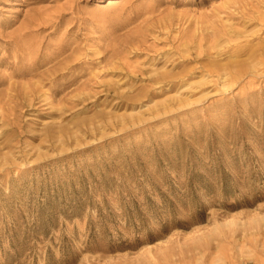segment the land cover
<instances>
[{
  "label": "rangeland",
  "instance_id": "obj_1",
  "mask_svg": "<svg viewBox=\"0 0 264 264\" xmlns=\"http://www.w3.org/2000/svg\"><path fill=\"white\" fill-rule=\"evenodd\" d=\"M0 264H264V0H0Z\"/></svg>",
  "mask_w": 264,
  "mask_h": 264
}]
</instances>
